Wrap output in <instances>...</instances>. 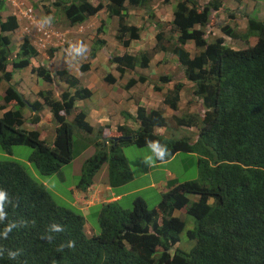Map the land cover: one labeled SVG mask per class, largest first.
I'll return each mask as SVG.
<instances>
[{
	"label": "trees",
	"instance_id": "trees-1",
	"mask_svg": "<svg viewBox=\"0 0 264 264\" xmlns=\"http://www.w3.org/2000/svg\"><path fill=\"white\" fill-rule=\"evenodd\" d=\"M153 1L157 2L155 6L151 5ZM227 2L210 0L205 5L199 0H180L175 5L174 20L166 26L156 22V11L169 0H110L108 21L118 17L117 39L124 47L139 40L142 31L141 27L126 24L128 7H148V21L156 22L160 30L152 53L115 56L118 71L123 74L136 67L146 69L158 52L171 54L185 67L193 95L204 111L177 120L181 126L198 130L195 139L156 132L157 128L169 126L161 110L140 107L136 116L123 113L126 120L138 122L139 129L120 126L121 138L111 137L109 146L99 141L106 130L100 128L94 136L97 152L86 163L79 188L86 191L103 164L109 166L111 187L127 184L132 176L122 147L132 143L148 147V141L155 140L168 146L170 155L166 162L178 153L198 156L199 179L175 184L153 209L141 197L135 199L132 210L118 203L102 206L100 233L88 237L81 211L58 205L48 188L17 161H0V191L6 194L0 217V264H264V21L256 12L253 15L257 17L248 16L244 34L230 25L222 28L233 40L247 43L257 38L254 45L244 49L232 48L225 38L214 39L209 34L218 26L222 11L229 13L231 22L237 19L236 13L225 7ZM1 6L0 2V9ZM56 6L72 26L88 21L104 9L91 0H69ZM18 29L17 17H0V85H7L2 106L5 112L0 118V145L7 154L14 146L32 148L30 162L42 175L50 176L73 161L76 132L82 131L87 138L94 134L85 111L77 106L79 101L90 99L92 92L77 77L62 70L57 76L74 92H64L60 100L54 99L53 93L44 92L40 93L44 104L30 103L12 80L14 71L29 67L39 52L25 38L12 58L15 48L6 34ZM103 29L104 26L98 33ZM191 42L198 50L195 56L188 50ZM105 45L106 41L96 40L91 58ZM56 51L48 52L49 59L54 58ZM88 69L89 64L82 66V71ZM32 73L44 81L55 82L52 72L44 66L33 68ZM160 82L168 84L171 77L162 76ZM135 83L132 80L128 87ZM183 87L184 83L177 84L165 99L174 111L178 109ZM155 89L161 90L158 86ZM9 105L14 108L9 109ZM45 107L50 108L56 123L52 145L43 138L40 127ZM26 123L34 129H24ZM190 196L197 200L192 201ZM174 211L194 220V228L187 231L188 238L195 241L190 252L179 248L187 219L173 217ZM53 226L62 231H54ZM69 242H74V246L69 247ZM9 252L16 253L14 259Z\"/></svg>",
	"mask_w": 264,
	"mask_h": 264
},
{
	"label": "crops",
	"instance_id": "crops-1",
	"mask_svg": "<svg viewBox=\"0 0 264 264\" xmlns=\"http://www.w3.org/2000/svg\"><path fill=\"white\" fill-rule=\"evenodd\" d=\"M62 1L65 2L66 0H59L58 3ZM172 1L173 0L170 1L171 3L166 4L165 7L156 11V22L161 21L163 22V24H165L170 23L174 20L175 5L180 0L177 3H172ZM0 2L3 4L0 9V17L2 15H7L6 18L9 16L17 17L19 26H21L23 30L22 35L24 38L20 40V44L17 45L18 48H16L15 52L17 53L19 51V47L24 42L25 38H28L32 45L39 52V57L34 58L29 67L14 71L12 83L16 85L18 90H20L24 94L27 100H30L31 102L37 101L43 104L44 101L40 97V93L51 92L53 93L54 99H59L61 92H63L64 90H70L68 84L62 82L59 78H56L54 83L42 80L36 74L32 73L33 68L44 66L49 71H51L54 76H57L56 74L58 71L65 70L68 71L69 74L77 77L80 80L82 86L92 92V97L90 99L79 101L77 103V106L85 111L87 115L86 121L91 126L96 128V130L99 126H105L108 128L105 130L104 138L109 137V134H107V132L111 134L114 131V128L118 125H128L132 129L137 130L140 126L134 123L133 120L126 121L123 113H129L132 116H136L140 107H144L147 111L161 110L163 112L164 117L168 120L169 126L168 128H157L158 131L156 132L158 133L163 132V134H165L167 137H175L177 135H182L180 131L185 130L190 132V136L187 137H191L192 139L194 133H198V130L196 128L181 126L177 121L178 119L184 118L189 114H200L201 105L200 103H198V100H195L197 98L194 95L193 97L195 98L194 100L196 102L194 103V101L191 99L192 102L190 100L191 104H189L190 102H188V105L192 106L193 104H196V111L190 110L187 113L180 114L179 104L181 100L178 103V109L175 111L165 103V99L173 91L170 90L172 85H176L174 81H177V75L174 76L169 72V70H171L168 66L169 64H166L165 66V63L167 61V58H165V56L169 57L168 54L162 52L160 53L163 55L162 57L161 55H157L154 59H152L149 67L146 69L136 67L134 70H126L123 74L118 71V64H116V62L114 61V56H112V53L109 51H113L115 54L121 53V55L125 53L130 54V51L132 52V46L135 45V43L139 40L133 41L128 48L123 47L119 41L111 43L112 39L115 38V36L117 39L118 35V29L116 30V33L111 29L114 28L115 23H117L118 25L119 21L118 17H112V19L108 21L109 13L107 10V6L110 4V0H91V2L95 6L102 4L104 6V9L96 16L91 17L88 21L81 24H76L74 26L68 24L69 27L67 28L64 25H59L57 21H53L55 25L53 24L51 26H45L44 28H40L38 26V22L41 20L39 9L44 12H47V9H49L46 3H41L38 7H36L35 4H29L25 0H0ZM229 2L230 1L226 3L225 7H229L231 6V4H233ZM56 4L57 3H54L55 6ZM168 7L171 9V12H167ZM58 9H60V7H57V11ZM29 11H31L32 19H29L28 17ZM256 12L259 17H264L260 16V12L257 9L249 12L248 16L253 15V13ZM51 13L52 12H50L49 10V12H47V15ZM101 14H104L105 16L103 20H101ZM148 14L149 13L147 12L146 14H141V16H136L135 19H140V21L137 23H131L130 20L133 17L132 12H129L128 23H130L128 24V26L134 25L137 27H141L144 21H147ZM248 16L246 18H248ZM61 17L63 16L61 15ZM1 18L3 19V17ZM97 19L99 21H104L105 25H103L104 22L102 23V25H100L99 22L97 26L94 27V23L91 22H95ZM156 22L154 23L155 26L157 25ZM103 26V32L99 34L98 30ZM156 28L158 27L156 26ZM40 31L49 32L50 38L45 39ZM152 33L153 31L151 32V34ZM12 34H14V32L7 33L8 36ZM112 35L113 38L110 40L109 37H112ZM145 35L146 33L144 32L141 37L143 38L145 37ZM98 39L106 41V45L102 48L99 47L100 49H98L96 57L92 59L91 53L95 47V41ZM77 41H82L83 43H85L88 46V52L84 56L77 57L75 60H73L72 57L69 56L67 49L69 48L70 44H74ZM226 41L228 43V39ZM50 50H57L53 59H49L48 57V52ZM142 50L144 49H141V52H143ZM106 53L107 55H105ZM130 55L136 56L132 53ZM170 62L171 67H175L176 71L180 69L186 78L185 67L180 63L178 58L176 60L171 59ZM87 63H90L89 69L87 71H82V66ZM168 75L171 77V82L168 84H162L160 82V78L162 76ZM140 78H145L146 81L141 82ZM132 80H135L136 83L132 87H128L129 82H131ZM41 81L45 84L43 85V87L39 86ZM185 82L186 81H182L181 83ZM156 86L160 87L161 90L157 91L155 89ZM182 91L180 93V99H182V96L184 95L182 94ZM2 103L3 102H0V118L3 117L5 112V110L2 109V106L4 104ZM13 108L14 105L11 106V109ZM103 109L106 112L105 115L101 113V110ZM41 115L43 116V122L40 125L41 129L45 126V124H47V126L55 127L56 123L53 119L50 108L45 107ZM48 122H50L51 125H48ZM133 125H136L137 128H134ZM24 129L33 130L34 126L26 123L24 125ZM179 154L180 153L176 154L170 161L176 158ZM160 183L161 184L153 181L151 182V187L155 188V186L160 185L161 190L159 191V193L161 194V200L164 193H167L171 188L175 186V184H180L177 178H174L173 175H167V178L160 181ZM120 187H111L107 182L106 184H93L86 191H83L78 187H75L73 189V207L81 211L85 216V232L88 237L98 235L100 232V229L97 226L88 221V217L91 215V210L97 205L104 206L108 203H119L126 195V192H118L117 189ZM144 190L145 189H141V191ZM190 198L192 201L197 200L195 196H190ZM158 206L159 205H157L156 207ZM100 211L94 214L96 215L97 221ZM182 214L183 213L181 211H174L173 217L185 220L186 218Z\"/></svg>",
	"mask_w": 264,
	"mask_h": 264
},
{
	"label": "rangeland",
	"instance_id": "rangeland-1",
	"mask_svg": "<svg viewBox=\"0 0 264 264\" xmlns=\"http://www.w3.org/2000/svg\"><path fill=\"white\" fill-rule=\"evenodd\" d=\"M25 1L32 5L35 4L36 7H38L39 4L41 3H46V5H48L50 12L52 13L47 15V12H44L39 9L40 17L42 18L45 16H52L54 17V21H57L59 25H64L66 26V28L69 27L66 19L61 17V14L57 11V7L54 5V3L58 4L59 0H25ZM66 1L69 2V0H66ZM170 1L171 0H169V3H171ZM178 1L179 0H173L172 3L173 2L177 3ZM199 1L201 2V4H205V5L210 3V0H199ZM228 1H230L229 3H233L231 4V6H229V9H231L232 11H236L235 13H238L236 14L237 19L236 21L232 23V25L234 28L238 30L240 34L245 33V28L247 26V21H248L246 17L248 16L249 12L257 9L260 12V16H264V0H228ZM156 3L157 2L153 1L151 5L155 6ZM163 7H165V5L159 6L158 9H161ZM128 9L130 13L132 12L133 18L130 20L131 23L133 22L137 23L140 21V19H135L136 16H141V14H144V13L146 14L147 12H149L148 7L147 8H129L128 7ZM167 12H171V9L169 7L167 8ZM6 16L7 15H4V16L2 15L1 17H3V20H5ZM229 16H230L229 13L224 12L223 17L220 18L219 24L223 26L229 24L230 23L229 20L231 19V17ZM252 16L257 17V15L255 14ZM104 17H105L104 14L103 15L101 14V18H102L101 20H103ZM99 22H100V25H102L104 21H99L97 19L95 22H91V23H94L93 26L95 27L97 26ZM129 23L127 20L126 24H129ZM53 24L54 23H52V25ZM165 24L167 26L169 23H165ZM104 25H105V22H104ZM117 27L118 25L117 23H115L114 28L111 30L116 33V30L118 29ZM141 28H142L141 35L144 32L146 33V35L143 38L140 37L139 41H137L135 45L132 46L131 48L132 52L130 51V54L132 53L133 55H138L139 54L138 52H141V49H144L142 50L143 52L152 53V51L157 46L156 36L160 30L156 28L153 21H151L150 19L149 21H144ZM22 31H23L22 27L19 26V29L16 31V33L14 32V34L10 35V38L12 40V44L15 50L16 48H18L17 45L20 44L19 43L20 40L24 38L22 35ZM152 31L153 33L151 34ZM215 31L219 32V30H215ZM165 32L167 33L169 31L166 30ZM176 35L177 34L174 33V36ZM112 38H113V35L112 37H109L110 40ZM115 41H118L116 39V36L115 38L112 39L111 43ZM256 42H257V38H251L249 39L247 43L243 40L233 41L230 39L228 41V44H230L231 47L238 49V48H245V47L251 46L255 44ZM188 45H189L188 50L190 54L192 56H195V54L198 53L197 48L193 44H188ZM109 52H111L112 56L114 57L121 55V53L115 54L113 51H109ZM160 53L162 52H158L153 57V59L157 55H161L162 57L163 55ZM16 54L17 53L15 52L12 55V58H14ZM105 55H107V53ZM168 55L169 57L165 56V58H167L165 66L166 64H169L168 66L171 69L169 70V72L174 76L177 75L176 76L177 81H174L175 84L177 85L181 83L182 81H186L184 83V88L182 91V94L184 95L182 96L181 102L179 104V111H180L179 113L180 114L187 113L190 110L196 111V108H197L196 104H193L192 106L188 105V102H190L191 99L194 101V103L196 102L195 100H197L193 97V90H194L193 85L188 82L187 77L185 78L183 72H181L180 69L176 71L175 67H171L170 60L171 59L176 60L177 58L174 56H171V54H168ZM43 85L45 84L44 82L41 81L39 86L43 87ZM175 86L172 85L170 90H174ZM6 90H7V85L5 83H2L0 86V102L4 103V95H5ZM64 91L66 92L68 90H64ZM64 91L60 93L59 99L61 95L64 93ZM35 102H31V103H35ZM191 102L189 104H191ZM11 106L12 105H9V109H11ZM101 111H102L101 113L105 115L106 113L105 110L103 109ZM28 115L32 116V113L28 112ZM69 119L72 121L73 117H70ZM48 125H51V123L48 122ZM119 127H120L119 125L116 126L114 128V131L111 134L107 132V134H109L108 136L110 137V136L117 135L118 134L117 130ZM133 127L137 128L136 125H133ZM100 128L107 129V127L105 126L104 127L99 126L97 129L99 130ZM54 129L55 127L47 126V124H45V126L42 128V131L44 134L43 138L48 139L47 143L49 145H52L54 142V138H55ZM98 130L94 128V134L92 136L90 135L89 138L84 137V134L82 133V131H78L75 133L73 161L69 163L68 165H65L60 171V173H56L54 175H50V176L42 175L37 170L35 165L30 162V157L33 154L34 150L28 146H23V145L14 146L11 150V154H7V152H5L1 148V145H0V161L7 160V159H10L11 161H17L18 163L24 166V168L27 170L30 176H32L35 180H37L41 184H44L48 188V190L52 193V196L54 197L55 202L58 205L72 208L73 202H74L73 189L79 186V183L84 174L86 163L88 162V160L94 157L97 152V147L95 146L96 141L94 139V136L97 134ZM180 133H182V135H177L175 137L181 138L183 136H190V132L185 131V130L180 131ZM196 135L197 133H194L193 139H195ZM101 136L102 137L99 141L105 144V142H107L108 140L103 139L104 135H101ZM109 144L110 142L107 143V145ZM122 153L125 155L130 165V169H131L130 173L132 176L131 180L127 184L117 189L118 192H122V193L126 192L125 197L118 203L121 207H123L126 210H132L134 208V201L138 197L144 198L147 201L148 206L152 209L160 204V201H161V194L159 193V191L161 190L160 185L155 186V188L151 187V182L153 181L161 184L160 181L165 180L167 178V175H173L174 178H177L179 183H183L187 181H195L199 179V176H200L199 169H198V157L194 154L180 153L172 161L165 162L164 164H158L157 162L156 165L148 167L145 165L144 159L146 156L151 155V150L149 149V147L140 148L137 145L132 143V144L123 146ZM109 180H110L109 166L108 164H103L100 170H98V172L94 176L92 185L93 184H106L107 182L109 184ZM141 189H145V190L141 191ZM101 208L102 206H98V205L94 207L91 210V215L88 217V221L94 224L95 226H97L99 229H100V226H99V223H97L98 221H97L96 215L94 214L99 212ZM184 217L187 219L186 221L188 222V224H187L186 230L180 236L181 243L179 245V248L180 250L184 252H190L191 249L195 246V241H192L188 238L187 231L193 229L195 226V223H194V220L190 218L189 216L184 215Z\"/></svg>",
	"mask_w": 264,
	"mask_h": 264
},
{
	"label": "clouds",
	"instance_id": "clouds-1",
	"mask_svg": "<svg viewBox=\"0 0 264 264\" xmlns=\"http://www.w3.org/2000/svg\"><path fill=\"white\" fill-rule=\"evenodd\" d=\"M234 12H236V11H234ZM149 13V12H148ZM223 13H224V11H222V13L219 15V17H218V20H217V24H218V26L217 27H214V28H212V33H210L209 34V36L211 35V37H213L214 39L215 38H219V37H222V38H225V40H227V39H231V40H233L232 38H229L227 35H225L224 33H223V31H222V28L223 27H225V26H227V25H230L232 28H234L233 27V25H232V23L233 22H231V20H229V24H227V25H225V26H223V25H220L219 24V22H220V18L221 17H223ZM236 14H238V13H236ZM248 19V18H247ZM259 19H261V20H263L264 21V17H259ZM53 21H54V17H52V16H45V17H42L41 18V20L38 22V26L40 27V28H44L45 26H51L52 25V23H53ZM147 21H148V19H147ZM248 22V21H247ZM171 23V22H170ZM246 28H247V26H246ZM246 28H245V33H246ZM215 30H219V32L218 31H215ZM213 35H215V36H213ZM228 40V41H229ZM237 40H241V39H237ZM136 41V40H135ZM234 41V40H233ZM236 41V40H235ZM133 42V41H132ZM131 42V43H132ZM226 43H227V41H226ZM122 44V43H121ZM189 44H195V43H193V42H191V43H189ZM228 44V43H227ZM228 45H230V44H228ZM254 45V44H253ZM123 46V45H122ZM252 46V45H251ZM124 47V46H123ZM249 47V46H248ZM125 48H128V47H125ZM233 48V47H232ZM246 48V47H245ZM234 49H236V48H234ZM238 49H244V48H238ZM67 52H68V54H69V56L70 57H72V59L73 60H75L77 57H82V56H84L87 52H88V46L85 44V43H83L82 41H77L76 43H74V44H70L69 45V48L67 49ZM125 54H128V53H125ZM124 55V54H123ZM120 56H122V55H120ZM34 59V58H33ZM32 59V60H33ZM32 60H31V63H32ZM87 64H89L90 65V63H87ZM57 75V74H56ZM55 77V80H56V78H59L58 76H54ZM70 89V88H69ZM71 90H74V89H70V90H68V91H70V92H74V91H71ZM62 96V95H61ZM60 99H61V97H60ZM60 99H56V100H60ZM29 101V100H28ZM44 101V100H43ZM30 102V101H29ZM31 103V102H30ZM200 103V105H201V112H200V114L201 113H203V111H204V109H203V106H202V103L201 102H199ZM44 104V103H43ZM44 111V110H43ZM42 111V112H43ZM130 120H133V119H130ZM130 120H126V121H130ZM134 121V123H136V124H138V126H140V124L138 123V122H136L135 120H133ZM123 126H128V125H123ZM139 129V128H138ZM98 130V129H97ZM99 131V130H98ZM117 133H118V130H117ZM105 134V132L103 133V135ZM198 134V133H197ZM102 137V136H101ZM111 137H116V139H119V138H121V137H118V134L117 135H115V136H110V137H108V138H104L103 137V139H107L108 141L107 142H105V144H107L108 142H110L109 140H110V138ZM123 138V137H122ZM148 147H149V149L151 150V155H148V156H146L145 157V159H144V163H145V165L146 166H148V167H151V166H154V165H156V163L157 162H159V163H165L166 162V159L169 157V155H170V150H169V148H168V146L166 145V144H162L160 141H158V140H155V141H148ZM78 188H79V186H78ZM80 189V188H79ZM82 190V189H81ZM5 200H6V194H5V192H3V191H0V217H2L3 216V205H4V202H5ZM108 204H111V203H108ZM99 216H100V213H99ZM85 217V216H84ZM86 219V218H85ZM161 220V219H160ZM159 220V222H162V221H160ZM98 223H99V217H98ZM86 225V224H85ZM53 230L54 231H62V228H60V227H58V226H53ZM84 230H85V227H84ZM86 233V232H85ZM100 233V232H99ZM87 235V234H86ZM88 236V235H87ZM179 245V244H178ZM177 245V246H178ZM69 247H72V246H74V242H69V245H68ZM0 254H2V253H0ZM8 255H9V257L10 258H15V256H16V253H12V252H9L8 253Z\"/></svg>",
	"mask_w": 264,
	"mask_h": 264
},
{
	"label": "built area",
	"instance_id": "built-area-1",
	"mask_svg": "<svg viewBox=\"0 0 264 264\" xmlns=\"http://www.w3.org/2000/svg\"><path fill=\"white\" fill-rule=\"evenodd\" d=\"M28 17H29V19H32V17H31V11L28 12ZM40 33L43 35V37H44L45 39L50 38V34H49V32H46V31H40Z\"/></svg>",
	"mask_w": 264,
	"mask_h": 264
},
{
	"label": "water",
	"instance_id": "water-1",
	"mask_svg": "<svg viewBox=\"0 0 264 264\" xmlns=\"http://www.w3.org/2000/svg\"><path fill=\"white\" fill-rule=\"evenodd\" d=\"M123 138L126 139V140H127V139H131V137H123Z\"/></svg>",
	"mask_w": 264,
	"mask_h": 264
}]
</instances>
